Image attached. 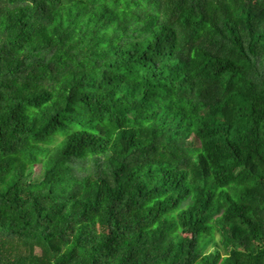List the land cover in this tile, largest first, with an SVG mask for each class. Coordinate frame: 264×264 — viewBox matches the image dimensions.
<instances>
[{
    "label": "trees",
    "instance_id": "obj_1",
    "mask_svg": "<svg viewBox=\"0 0 264 264\" xmlns=\"http://www.w3.org/2000/svg\"><path fill=\"white\" fill-rule=\"evenodd\" d=\"M0 264H264V0H0Z\"/></svg>",
    "mask_w": 264,
    "mask_h": 264
},
{
    "label": "rangeland",
    "instance_id": "obj_2",
    "mask_svg": "<svg viewBox=\"0 0 264 264\" xmlns=\"http://www.w3.org/2000/svg\"><path fill=\"white\" fill-rule=\"evenodd\" d=\"M219 239H220V237L218 236V237H217V240H219ZM209 250H212V248H210Z\"/></svg>",
    "mask_w": 264,
    "mask_h": 264
}]
</instances>
